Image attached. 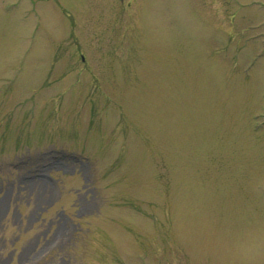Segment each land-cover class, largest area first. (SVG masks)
Here are the masks:
<instances>
[{
  "label": "rangeland",
  "instance_id": "obj_1",
  "mask_svg": "<svg viewBox=\"0 0 264 264\" xmlns=\"http://www.w3.org/2000/svg\"><path fill=\"white\" fill-rule=\"evenodd\" d=\"M0 264H264V0H0Z\"/></svg>",
  "mask_w": 264,
  "mask_h": 264
},
{
  "label": "bare ground",
  "instance_id": "obj_2",
  "mask_svg": "<svg viewBox=\"0 0 264 264\" xmlns=\"http://www.w3.org/2000/svg\"><path fill=\"white\" fill-rule=\"evenodd\" d=\"M42 182H40L39 184H41Z\"/></svg>",
  "mask_w": 264,
  "mask_h": 264
}]
</instances>
